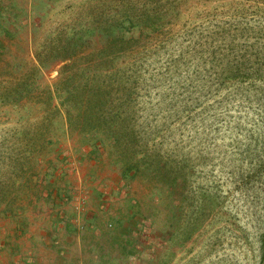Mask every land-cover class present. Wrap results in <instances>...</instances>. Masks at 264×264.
Returning a JSON list of instances; mask_svg holds the SVG:
<instances>
[{"label": "rangeland", "instance_id": "rangeland-1", "mask_svg": "<svg viewBox=\"0 0 264 264\" xmlns=\"http://www.w3.org/2000/svg\"><path fill=\"white\" fill-rule=\"evenodd\" d=\"M142 6L176 7L161 19L210 29L242 19L247 4L0 0V264H264L258 150L245 156L231 149L233 133L189 129L170 90L177 79L154 81L165 54L141 57L133 98L105 111L131 130L67 121L71 61L100 70L95 57L120 39L103 25L117 18L126 28L136 17L125 10Z\"/></svg>", "mask_w": 264, "mask_h": 264}, {"label": "trees", "instance_id": "trees-1", "mask_svg": "<svg viewBox=\"0 0 264 264\" xmlns=\"http://www.w3.org/2000/svg\"><path fill=\"white\" fill-rule=\"evenodd\" d=\"M234 1L247 4L240 8L242 19L210 29L200 25L188 29L184 24L162 20L169 13L172 17L180 14L176 7L125 10L136 17L135 22L129 19L126 28L117 18L105 23L103 34L120 35V39L109 41L95 57L101 69L78 71L71 61V93H66L68 99H61L63 104L60 102L66 107L71 128L107 134L131 130L130 124L120 126L129 119L112 116L108 121L104 115L110 112L105 111L133 98V82L144 63L141 59L148 54L159 57L162 52L168 59L154 72V81L159 83L163 73L168 81L177 79H173L170 90L179 91L176 96L184 99L181 111L184 121L192 126L189 129L195 128L200 134L220 130L233 133L238 138L230 141L231 149L241 147L245 156L258 150L253 155V176L264 174V0ZM197 27L204 30L195 33ZM130 28L137 34L125 38ZM55 91L60 90L55 86L52 94L58 95Z\"/></svg>", "mask_w": 264, "mask_h": 264}]
</instances>
